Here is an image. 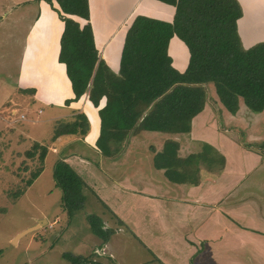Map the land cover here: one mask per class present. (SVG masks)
<instances>
[{"label":"crops","instance_id":"obj_1","mask_svg":"<svg viewBox=\"0 0 264 264\" xmlns=\"http://www.w3.org/2000/svg\"><path fill=\"white\" fill-rule=\"evenodd\" d=\"M236 1L243 11L238 33L243 46L249 49L264 42V0ZM89 4L99 56L115 72L120 68L128 29L137 17L171 23L176 13L174 6L159 0H89ZM7 9L9 14L17 12L16 19L21 21L16 20V24H26L29 34L24 36L18 96L0 102V118L14 127L26 120L18 113L21 105L31 108L37 103L70 110L65 115L48 117L47 121L56 126L81 112L88 115V135L56 139L59 148H47V156L52 152L65 160L93 192L94 211L112 235L99 245V256L109 255L117 264H264V156L255 148L245 147L239 133L232 131L233 127L245 130L253 123L252 112L243 102L235 115L219 103L220 114L208 102L193 119L189 132L163 133L167 136H160L164 140L156 145L147 141V134L159 133L139 132L129 138L120 158L106 159L96 149L100 134L98 110L86 97L66 105L74 93L66 66L59 60L65 29L59 5L43 0H12ZM75 19L82 25L87 23ZM169 55L175 69L181 73L187 70L190 53L177 36L170 41ZM242 111L249 114L251 123L241 119ZM94 114L99 118V127L92 135ZM258 123L264 128V112ZM21 133L15 146L31 139L28 133ZM139 141L144 145L142 152L135 145ZM262 141L248 139L250 144ZM167 142L179 145V160L193 157V162L178 166L177 181L167 177V169L154 166L155 155L163 152ZM8 157L0 170L5 166L10 169ZM110 224L115 228L109 229ZM119 249L128 252L121 261L116 258Z\"/></svg>","mask_w":264,"mask_h":264},{"label":"trees","instance_id":"obj_2","mask_svg":"<svg viewBox=\"0 0 264 264\" xmlns=\"http://www.w3.org/2000/svg\"><path fill=\"white\" fill-rule=\"evenodd\" d=\"M43 1L52 6L56 2L65 23L59 60L66 66L74 93L66 105L86 97L98 110L100 134L96 149L104 158H120L129 138L139 132H189L193 119L208 103L209 84L214 86L219 103L232 115L239 111L241 102L252 113L264 112V42L249 49L243 46L238 33L243 11L236 0H159L176 8L173 22L137 17L128 29L118 72L99 56L89 0ZM75 18L87 23L82 25ZM175 36L190 53L189 66L183 73L174 68L169 55L170 41ZM89 131V117L81 112L69 122L60 121L54 139L85 138ZM244 146L264 156V143ZM38 150L44 164L47 148L40 144H35L27 155L33 158ZM178 150L177 143L167 142L163 152L154 157L155 168L167 169L166 175L172 181H177L179 165L193 162V157L179 160ZM42 172L43 167L32 175L29 187ZM53 178L68 215L83 210L86 183L82 177L59 159ZM88 221L93 233L107 242L110 230L104 229L103 220L90 215ZM66 258L73 264H98L92 257Z\"/></svg>","mask_w":264,"mask_h":264},{"label":"rangeland","instance_id":"obj_3","mask_svg":"<svg viewBox=\"0 0 264 264\" xmlns=\"http://www.w3.org/2000/svg\"><path fill=\"white\" fill-rule=\"evenodd\" d=\"M11 1L0 0V102L10 97L13 100L18 96L17 81L21 70L24 36L29 34L26 24L22 26L16 24V20L21 21L18 20L20 18L16 19L17 12L14 13L15 15L9 14L11 12L7 8L11 6ZM6 15L8 18L4 21ZM206 91L212 110L221 114L218 111L219 101L214 86L207 85ZM19 109V115L23 114L26 120L14 127L0 118V168L1 164L6 162L8 155L10 156L8 163L11 164L10 169L5 166L3 170H0V174H3L0 176V264H73L66 258L67 255L92 257L91 259L98 264H117L109 255L107 258L99 256V245L103 243V240L93 233L87 216V213L91 214L95 209V202L92 203L93 192L88 190L87 186L85 187V195L88 199V201L86 199L85 207H88L70 217L63 208L62 192L53 178V167L60 158L49 152L45 163L42 164L41 150L36 151L34 158H29L26 154L27 150L33 149L35 142L46 148H59V144L54 139L56 125L47 119L53 114L65 115L70 110L67 107H47L41 103L31 108L22 104ZM2 110L0 108V113ZM239 116L251 123L247 112L242 111ZM251 116L253 123L249 124L245 130L241 127L239 129L233 127L232 131L239 133L238 136L240 135L239 139L243 145L254 146L264 143V128L258 123L260 114L252 113ZM92 117L93 135L97 133L99 118L95 114ZM230 124L236 125L235 122ZM22 131L28 133L31 139H24L20 146H15L14 142H20L17 138L22 136ZM147 136L149 138L147 141L150 140L156 145L167 135L159 133L147 134ZM249 138H259L263 141L250 144ZM139 142H141L139 145H135L139 146V152H142L144 145L142 141ZM12 151L20 154H11ZM42 166L44 171L29 188V180ZM13 167L14 169H11ZM91 215L99 214L94 211ZM41 220L46 222L41 224L38 230L15 240L18 234L37 225ZM55 221L57 223L54 224ZM109 227V229L115 228V224H110ZM107 237H112L111 232ZM117 243L120 244V242ZM127 253L119 249V256L116 258L121 261L120 259H123Z\"/></svg>","mask_w":264,"mask_h":264},{"label":"water","instance_id":"obj_4","mask_svg":"<svg viewBox=\"0 0 264 264\" xmlns=\"http://www.w3.org/2000/svg\"><path fill=\"white\" fill-rule=\"evenodd\" d=\"M44 222H46V220H41V221H39V223H38L37 225H35V226H33V227H31V228H29V229H27V230L21 232L20 234L17 235V237H16L15 240H17V239H21V238H23L24 236H26L27 234L32 233V232L38 230V229H39V226H40L41 224H43ZM15 240H14V241H15Z\"/></svg>","mask_w":264,"mask_h":264},{"label":"flooded vegetation","instance_id":"obj_5","mask_svg":"<svg viewBox=\"0 0 264 264\" xmlns=\"http://www.w3.org/2000/svg\"><path fill=\"white\" fill-rule=\"evenodd\" d=\"M104 229H105V227H104Z\"/></svg>","mask_w":264,"mask_h":264}]
</instances>
